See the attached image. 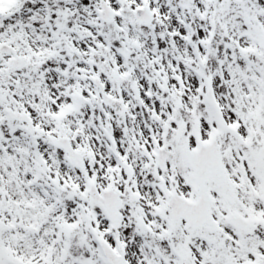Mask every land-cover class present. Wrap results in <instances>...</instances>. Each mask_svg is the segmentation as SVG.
<instances>
[{
  "label": "snow or ice",
  "instance_id": "snow-or-ice-1",
  "mask_svg": "<svg viewBox=\"0 0 264 264\" xmlns=\"http://www.w3.org/2000/svg\"><path fill=\"white\" fill-rule=\"evenodd\" d=\"M0 264H264V0H0Z\"/></svg>",
  "mask_w": 264,
  "mask_h": 264
}]
</instances>
